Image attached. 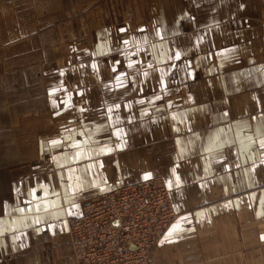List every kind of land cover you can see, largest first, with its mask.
I'll return each mask as SVG.
<instances>
[{"label":"crops","instance_id":"0c3cea01","mask_svg":"<svg viewBox=\"0 0 264 264\" xmlns=\"http://www.w3.org/2000/svg\"><path fill=\"white\" fill-rule=\"evenodd\" d=\"M162 1L0 0V264H78L71 218L160 175L179 218L152 264H264V24L188 46L109 26L159 21Z\"/></svg>","mask_w":264,"mask_h":264},{"label":"built area","instance_id":"2783aa9c","mask_svg":"<svg viewBox=\"0 0 264 264\" xmlns=\"http://www.w3.org/2000/svg\"><path fill=\"white\" fill-rule=\"evenodd\" d=\"M178 218L164 176L110 189L71 218L78 264H152L153 252Z\"/></svg>","mask_w":264,"mask_h":264},{"label":"rangeland","instance_id":"374dc122","mask_svg":"<svg viewBox=\"0 0 264 264\" xmlns=\"http://www.w3.org/2000/svg\"><path fill=\"white\" fill-rule=\"evenodd\" d=\"M162 3L165 4L161 18H164V21L153 19V22L135 24L133 29L132 25L126 24L124 20L109 26L116 28L120 39L128 35L127 32H131L136 37V43H144L148 35L162 31L170 37L180 35L178 39L188 46L192 35H198L200 28L211 22L240 18L245 21L248 18L253 24H264V0H165ZM125 10V7L120 6V12ZM191 58L197 60L194 55ZM211 64L214 63L204 62V65ZM71 250L72 258L78 263V253L74 245Z\"/></svg>","mask_w":264,"mask_h":264},{"label":"snow or ice","instance_id":"6c2138e0","mask_svg":"<svg viewBox=\"0 0 264 264\" xmlns=\"http://www.w3.org/2000/svg\"><path fill=\"white\" fill-rule=\"evenodd\" d=\"M125 43H127V42H125ZM231 57H232V53L231 52L226 53V59L227 58H231ZM175 58L176 59H181V53L178 52L176 54ZM186 67H190V64L186 65ZM81 111H83V110H81ZM173 119L182 120V117H181L180 114H177V116L174 117ZM90 139H91V137H90ZM253 143H255V141H253ZM53 144H54V146L59 147V144L56 141H53ZM260 146H261V148H264V142H261ZM75 147L78 149L77 153L75 154V156L68 155V159L74 160V162H78V159H88L89 158L88 152H84L83 155L81 154L82 145H76ZM88 151L91 152V154L93 156L95 155V150L89 148ZM85 171L87 172V171H89V169H86ZM83 190H84L83 186L81 184H79V182H78L76 187L71 190V194L74 196V195L78 194L79 192H82ZM40 191H44V189L41 188ZM36 210L39 211V208H37ZM17 211H22V210L18 209ZM29 211H32V209L30 208ZM21 222H23V220ZM42 222H44V221L39 216L34 221V223H36V224H40ZM49 227H52V226L49 225ZM12 231H16V230L13 229ZM6 234H7V232L2 227H0V237L5 236ZM17 239H19V237H17Z\"/></svg>","mask_w":264,"mask_h":264},{"label":"bare ground","instance_id":"6f19581e","mask_svg":"<svg viewBox=\"0 0 264 264\" xmlns=\"http://www.w3.org/2000/svg\"><path fill=\"white\" fill-rule=\"evenodd\" d=\"M215 35H229L228 31L226 29H221L219 33L216 32ZM177 212V211H176Z\"/></svg>","mask_w":264,"mask_h":264}]
</instances>
